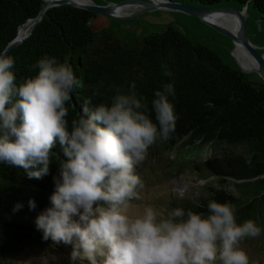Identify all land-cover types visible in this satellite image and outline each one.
I'll list each match as a JSON object with an SVG mask.
<instances>
[{"label":"clouds","instance_id":"1","mask_svg":"<svg viewBox=\"0 0 264 264\" xmlns=\"http://www.w3.org/2000/svg\"><path fill=\"white\" fill-rule=\"evenodd\" d=\"M14 66L15 58L0 49V164L40 179L59 144L64 159L35 225L44 240L71 246L70 264H249L240 242L264 229L251 219L237 222L230 202L209 200L206 214L181 207L160 213L147 206L135 217L126 211L140 199L137 168L149 148L175 132L173 82L154 91L151 110L134 82L94 103L101 82L69 127L67 105L81 87L70 58L43 55L35 74L19 83ZM163 74L172 77L166 66ZM28 204L35 208L34 200Z\"/></svg>","mask_w":264,"mask_h":264},{"label":"trees","instance_id":"2","mask_svg":"<svg viewBox=\"0 0 264 264\" xmlns=\"http://www.w3.org/2000/svg\"><path fill=\"white\" fill-rule=\"evenodd\" d=\"M188 1L215 7L226 0ZM234 1L241 6L251 4L264 18V0ZM41 5L42 0H0V49L16 36L20 24L37 15ZM94 16L69 5L46 9L29 36L8 52L15 58L17 83L35 74L39 57H69L81 82L67 105L71 127L83 98L91 96L101 82L103 94L95 97L94 103L110 100L117 90L127 92L134 82L149 110L154 91L173 82L175 96L170 99L178 117L175 132L166 141L157 140L151 150L173 157L171 163L178 170L185 163H194L198 153L208 147L214 154L193 168L203 178H215L221 186L227 178L239 181L235 185L241 194L208 186L195 201L170 199V209L181 207L206 214L209 200L230 202L236 208L237 222L251 219L264 229V83L224 63L210 47L192 41L172 25L139 39H123L110 32L96 35L89 25ZM164 66L172 72L171 78L163 74ZM237 146L240 153H216L223 147ZM52 152L49 173L40 179L28 178L22 168L0 164V257L28 242L53 243L44 240L35 225L37 215L50 205L54 177L59 175L58 160L64 159L59 144ZM30 199L35 208L29 207ZM16 204L22 207L14 210ZM240 244L252 250L264 246V231Z\"/></svg>","mask_w":264,"mask_h":264},{"label":"rangeland","instance_id":"3","mask_svg":"<svg viewBox=\"0 0 264 264\" xmlns=\"http://www.w3.org/2000/svg\"><path fill=\"white\" fill-rule=\"evenodd\" d=\"M89 1L92 3L91 0ZM93 1L98 5H104L126 0ZM171 1L191 4L188 0ZM215 7L242 8L234 0L222 1L216 4ZM119 10L120 12L117 15L122 16L127 14L129 10L138 9L129 5ZM245 13L248 40L257 47L260 53L264 54V18L259 15L251 4L247 5ZM31 24L28 25L27 32ZM89 25L98 36L102 35V33L110 32L123 39H139L150 32L158 31L167 25H172L192 41L210 47L224 63L233 67L236 66L233 58L234 55L232 56L231 54L233 42L230 36L204 24L199 18L181 11L169 9L143 10L130 18L108 17L97 14L90 18ZM247 73H249L247 75L251 80H260L258 75L253 71H248ZM241 150L238 146L223 147L217 150L216 153L224 154L225 151H230L236 154L240 153ZM198 154L194 163L188 159L190 162L175 170L173 168L174 165L171 163L173 157L169 155L161 156L160 151H154L149 148L146 159L137 168V173L143 182V187L138 189L140 199L132 200L129 203V207L126 210L127 213L135 217L142 214L143 209L147 206L153 207L160 213H166L171 210L169 205L170 199L195 201L203 194V189L208 186L213 188L223 187L226 191L237 196L241 194L240 188L235 185L239 181L227 178L226 182L221 186L213 177H201L199 172L193 168V165L198 164L211 154H214V152L210 151L208 147H204ZM240 247L247 253L249 264H264V246H260L254 250L248 248L246 245L240 244ZM70 251L71 246L63 243L59 245L54 243L41 245L35 242H28L21 248L0 257V264H70ZM253 253H255L254 256Z\"/></svg>","mask_w":264,"mask_h":264},{"label":"water","instance_id":"4","mask_svg":"<svg viewBox=\"0 0 264 264\" xmlns=\"http://www.w3.org/2000/svg\"><path fill=\"white\" fill-rule=\"evenodd\" d=\"M91 4H83L78 5L74 3L72 0H42V5L37 13V15L33 18L27 19L25 22L29 20H33L31 27L27 34L23 36L21 39H17L16 36L6 45L4 50H7V52H10L13 48H15L18 44L22 43L29 34L34 30L37 23L41 20L43 15V10H46L48 8L57 7V6H65L69 5L75 8L83 9L89 12L94 13L95 15H102V16H108V17H121V18H130L135 16L138 12L143 10H154V9H169V10H176L181 11L190 15H193L197 18H199L204 24L224 33L230 36L233 42V49L231 51V54L233 56V50L235 49L236 42H240L244 48L248 51V53L257 61L259 65V71L254 72L258 75L260 80L264 83V54L260 53L256 46L251 44L248 40L247 36V28H246V19H245V11L247 8V3L242 5L241 9L232 8V7H209V6H202L198 4H184V3H178L171 0H126L119 3H107L104 5H98L94 3L93 0H91ZM124 5H142V8L139 10H129L127 14L118 16L115 15L114 12L117 7L124 6ZM213 12H220V13H226V14H233L237 18V28L235 32H232V30L228 29L225 26L215 24L213 22L208 21L205 18V15H208ZM24 22V23H25ZM20 24L17 28L18 29L24 24ZM17 35V32H16ZM235 60L236 67L245 74H249L243 71V69L238 64L237 60L233 56Z\"/></svg>","mask_w":264,"mask_h":264},{"label":"bare ground","instance_id":"5","mask_svg":"<svg viewBox=\"0 0 264 264\" xmlns=\"http://www.w3.org/2000/svg\"><path fill=\"white\" fill-rule=\"evenodd\" d=\"M72 1L78 5L91 4L89 0H72ZM157 1H159V0H157ZM126 6H129V5L117 7L114 14L117 15V13L120 12L119 9L126 7ZM132 6H134L138 10L142 8V5H132ZM44 11L45 10H43V12ZM205 18L210 22H213L215 24H219V25L227 27L228 29L232 30V32L236 31L237 18L233 14L213 12V13H210L208 15H205ZM32 22H33V20H29V21L25 22L18 29L17 35H16L17 39H21L23 36H25L27 34L26 29H27L28 25L31 24ZM235 47L236 48L233 51V55L235 56L238 64L243 69V71L246 73L248 71L258 72L260 69H259V65H258L257 61L248 53V51L244 48V46L240 42H236Z\"/></svg>","mask_w":264,"mask_h":264},{"label":"flooded vegetation","instance_id":"6","mask_svg":"<svg viewBox=\"0 0 264 264\" xmlns=\"http://www.w3.org/2000/svg\"><path fill=\"white\" fill-rule=\"evenodd\" d=\"M194 5H195V3H194Z\"/></svg>","mask_w":264,"mask_h":264}]
</instances>
